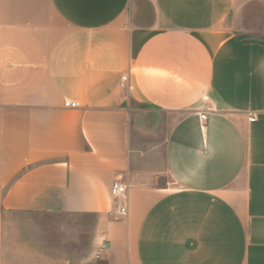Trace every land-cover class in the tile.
Here are the masks:
<instances>
[{
  "label": "crops",
  "instance_id": "0c3cea01",
  "mask_svg": "<svg viewBox=\"0 0 264 264\" xmlns=\"http://www.w3.org/2000/svg\"><path fill=\"white\" fill-rule=\"evenodd\" d=\"M14 213L94 216L103 264H264V0H0V264H39Z\"/></svg>",
  "mask_w": 264,
  "mask_h": 264
},
{
  "label": "rangeland",
  "instance_id": "374dc122",
  "mask_svg": "<svg viewBox=\"0 0 264 264\" xmlns=\"http://www.w3.org/2000/svg\"><path fill=\"white\" fill-rule=\"evenodd\" d=\"M10 219L23 225L11 232L14 242L28 244L24 256L39 264H103L91 246L96 218L91 215L55 217L14 213ZM20 227V228H19ZM22 229V230H20Z\"/></svg>",
  "mask_w": 264,
  "mask_h": 264
},
{
  "label": "built area",
  "instance_id": "2783aa9c",
  "mask_svg": "<svg viewBox=\"0 0 264 264\" xmlns=\"http://www.w3.org/2000/svg\"><path fill=\"white\" fill-rule=\"evenodd\" d=\"M121 87L124 89H130V85H129V75H125L123 76L122 80H121ZM65 107L67 108H77L79 107L78 103L76 102H72V101H66L65 102ZM201 121H205L206 120V115L202 114L200 116ZM251 120H254V117L251 118ZM111 196L115 201H123L124 205L121 206L119 208V210L117 211V214L119 215H126L127 214V199H128V185L124 182H122V180L120 179H116L114 181V183L112 184L111 187ZM106 244H103L96 257L100 258V256L102 255V253L106 250Z\"/></svg>",
  "mask_w": 264,
  "mask_h": 264
}]
</instances>
